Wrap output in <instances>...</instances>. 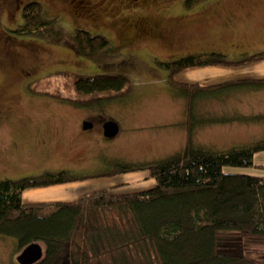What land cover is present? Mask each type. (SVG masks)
I'll list each match as a JSON object with an SVG mask.
<instances>
[{"label":"rangeland","instance_id":"1","mask_svg":"<svg viewBox=\"0 0 264 264\" xmlns=\"http://www.w3.org/2000/svg\"><path fill=\"white\" fill-rule=\"evenodd\" d=\"M37 2L44 7L42 19L57 20V32L50 37L16 32L24 23L26 4ZM83 30L107 39L109 45L83 55L74 39ZM262 51L264 0H0V111L8 114L0 122V183L68 171L96 177L76 184L84 195L112 186L116 194L135 193L153 186L148 173L101 175L112 173L117 164L156 163L178 155L187 144L188 124L190 130L193 123L209 126L195 132L196 145L207 150L222 152L264 140V125L240 122L243 114L257 113V106L264 105V93L197 96L190 100L185 124L187 99L170 87L169 72L160 67L198 54L219 53L235 60ZM196 70L176 80L197 86L190 81L200 80L192 73ZM24 72L37 75L33 83L57 75L54 80L65 82L64 76H71L69 81L78 75L122 74L131 82L130 94L92 108L72 106L32 93L28 84L23 86ZM70 88L63 96L74 98ZM197 116L200 119L193 121ZM237 117L221 124L224 118ZM89 121L93 127L85 130ZM109 121L120 127L110 139L103 127ZM255 165L264 166V153L256 156ZM226 171L264 178L259 167ZM40 196L26 195L32 201L48 198ZM15 248V239L0 237V264L17 263ZM253 254L264 262V248Z\"/></svg>","mask_w":264,"mask_h":264},{"label":"trees","instance_id":"2","mask_svg":"<svg viewBox=\"0 0 264 264\" xmlns=\"http://www.w3.org/2000/svg\"><path fill=\"white\" fill-rule=\"evenodd\" d=\"M43 11L39 2L26 4L24 23L16 32L35 38L55 34L57 20L45 21ZM74 39L83 55L92 56L109 45L107 39L92 37L84 30L77 31ZM263 60L264 51L235 60L207 53L162 62L160 67L169 72L170 87L190 101L230 89H260L264 80L207 87L184 85L176 80L178 75L196 69H241ZM69 77H63L65 82L54 80L58 75L35 81L29 89L40 97L84 108L118 101L130 94L131 82L122 74L78 75L67 81ZM66 85L76 95L74 98L63 96L68 90ZM241 119L264 121L263 116ZM188 129V142L178 155L156 163L117 164L112 173L101 175L112 178L148 173L154 184L144 191L116 194L112 187L73 203L30 204L23 198L27 191L96 177L67 171L1 181L0 237L15 239L17 256L26 247L41 244L45 256L38 264H264L253 254L254 249L264 248V178L226 171L264 169L263 165H255L256 156L264 153V140L218 152L196 145V131L190 130L189 124Z\"/></svg>","mask_w":264,"mask_h":264},{"label":"crops","instance_id":"3","mask_svg":"<svg viewBox=\"0 0 264 264\" xmlns=\"http://www.w3.org/2000/svg\"><path fill=\"white\" fill-rule=\"evenodd\" d=\"M236 71L237 70H235V69L229 70V69H224V68L198 69L196 71H193L192 73H195V74H193V75H195L194 77L199 76L200 80L192 81V79H191L190 81L192 83H196V84L197 83L203 84L202 86H207V87L208 86H217L221 83L232 82V81H235V82L252 81V80L263 81L264 80V60L262 62H259L256 64H252V66L242 67L241 69L238 70V71H240V74H237ZM187 75H191V74H187ZM237 75H242V76H237ZM232 76H234V77H232ZM188 77L192 78L193 76H188ZM220 78L222 80H220ZM206 80H208V82H205L206 84L200 83V82L206 81ZM186 83H188V80H186ZM234 92H236V93H241V92L247 93V92H249L252 94L258 93V92L264 93V85L260 89L257 86L243 87L242 90L230 89L228 91V94H231ZM228 94H226V95H228ZM184 102H185L184 120L186 121L185 124H188L190 101L186 100ZM257 109H259V111H258L259 113L257 112V113L251 114V115H244L243 114L242 118L243 117H254V116H263L264 117V105H261V106L258 105ZM202 114H203V112H201V115ZM198 116L192 120L196 121V120L200 119V117H198ZM224 119H226L228 121L235 120V118H232V119L224 118ZM224 119L222 120L223 122H221V124L230 123V122H225ZM243 121H245V120H243ZM243 121H240V122H243ZM221 124H212V125H221ZM198 125H199V122H198ZM198 125L194 126V123H193V127H194L195 131H198L199 129H202L205 127H209V126H204V125H199V126ZM248 125H252V127L254 125H256V126L261 125L262 126V125H264V121L263 122H255V121L249 122ZM258 127H260V126H258ZM187 132H188V130H187ZM187 141H188V137L185 140L184 146L187 143ZM76 184H78V183H68V185H56V187H47L45 189H34V191H28V192L24 193L23 198H24L25 202L30 203V204H35V203L46 204V203H57V202H62V203L68 204V203L77 202V201H79V199H82L83 197H85L87 195L82 194L80 192L81 188H79L78 185H76ZM109 188L110 187H108L107 189H109ZM101 189H103V188H101ZM99 191H101V190H99ZM93 192H96V191H93ZM26 195H29V196L42 195L40 197L46 196L48 198L38 199V200L32 201L29 197H26ZM15 257H17V255ZM13 261L15 263L16 260L14 259Z\"/></svg>","mask_w":264,"mask_h":264},{"label":"water","instance_id":"4","mask_svg":"<svg viewBox=\"0 0 264 264\" xmlns=\"http://www.w3.org/2000/svg\"><path fill=\"white\" fill-rule=\"evenodd\" d=\"M104 135L106 138H114L120 132V127L114 122L109 121L104 124ZM85 130L92 129V124H84ZM45 256V252L41 244H32L26 247L25 250L17 257V264H38Z\"/></svg>","mask_w":264,"mask_h":264},{"label":"flooded vegetation","instance_id":"5","mask_svg":"<svg viewBox=\"0 0 264 264\" xmlns=\"http://www.w3.org/2000/svg\"><path fill=\"white\" fill-rule=\"evenodd\" d=\"M24 76H25V78H24L25 84H23V86L28 84V86L30 88V84H33V82H31V81L34 80V78L37 77V75H32L31 73L27 74L24 72ZM6 114L7 113L0 111V122L5 121L4 119L8 116V114L7 115ZM90 123L92 124V127H93L94 123H92V122H90Z\"/></svg>","mask_w":264,"mask_h":264}]
</instances>
